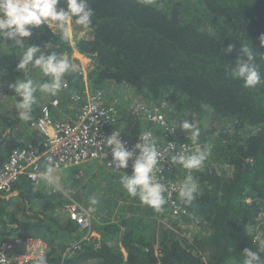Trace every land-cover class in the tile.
Wrapping results in <instances>:
<instances>
[{"label":"trees","instance_id":"obj_1","mask_svg":"<svg viewBox=\"0 0 264 264\" xmlns=\"http://www.w3.org/2000/svg\"><path fill=\"white\" fill-rule=\"evenodd\" d=\"M88 3L94 10L90 39L71 43L42 25L32 29L26 45L66 53L70 59L75 49L93 56L89 79L96 89L114 94L111 87L129 86L147 103L169 100V118L194 123L200 129L198 140L211 149L202 166L190 173L198 193L191 202L179 199L186 214L174 218L166 209L157 213L138 197L124 194L119 185L122 193L112 207L102 198L95 206L99 239L83 240L86 233L63 213V193L51 191L47 183L35 188L22 177L12 187L16 196L1 202L2 237L44 238L50 245L48 264H243L245 248L257 251L262 246L249 228L264 210V84L245 88L229 69L247 46L264 76V0ZM59 7L66 8V0ZM216 23L226 39L207 29ZM47 44L51 47L45 48ZM229 44L234 49L226 55ZM24 51L0 37V162L36 140L31 124L39 119L42 104L55 97L38 90L32 120L18 118L20 97L9 84L25 77L37 83L49 79L38 68L17 70ZM63 79L71 81L72 90H83L75 71ZM180 171L169 178L181 181L189 175ZM120 175L116 178L121 181ZM77 199L91 206L87 198ZM105 211L114 219L101 217ZM77 241L79 248L65 255ZM260 255L264 262V252Z\"/></svg>","mask_w":264,"mask_h":264},{"label":"built area","instance_id":"obj_2","mask_svg":"<svg viewBox=\"0 0 264 264\" xmlns=\"http://www.w3.org/2000/svg\"><path fill=\"white\" fill-rule=\"evenodd\" d=\"M70 25L79 27L80 40H88L93 35L92 29H84L76 25L74 21ZM48 26L54 33L62 34L55 31V26ZM68 37L71 43H74L75 39L72 35ZM71 61L77 65L75 73L81 78L83 90H72L71 81L65 80V87L58 92L63 93V98H59L57 93L55 97L45 101L41 106L39 119L31 124L36 140L15 148L6 161L0 162V206L3 200L16 196V193L12 192V187L22 177H26L35 187L47 183L51 191L65 193L63 181L57 178L56 173L62 174L65 171L75 170L76 177L80 179L84 176V170L89 164L100 162L107 170L117 174H132L133 160L129 161L126 169H116L113 164H110L112 155L106 140L118 130L121 132L120 139L129 150L140 141V136L151 134L149 139L156 144L161 153L153 175L166 189L164 193L166 203L162 206V210L155 211L162 213L166 209L173 214L174 218L185 215L186 211L179 203L180 179L178 177L176 180L170 179L169 175L181 174L180 170L190 174L193 170L184 169L179 165L173 166L170 163V156L182 151L191 154L195 147L203 148L204 144L199 140L194 144L189 133L181 130L180 124L169 118L167 112L170 107L169 100L160 105L147 103L129 86L125 87L133 99L129 105V111L134 106L135 108L131 119L133 126L130 130H126L121 126V101L116 93L107 94L105 90L92 86L89 73L94 68L93 56L81 54L75 49L71 55ZM65 106L73 109V113L69 117L59 118L58 114ZM138 123L149 124L150 127L141 132H133L134 126ZM170 143L175 144V147L173 148ZM50 164L55 168L52 179L59 181L62 191H54L52 185L45 179L44 174ZM87 209L75 197H67L63 213L86 233L83 240H97L100 236L94 226L96 216L93 212L89 213ZM249 229L254 239L260 245H264V210ZM80 242L72 244L65 255H70L79 248ZM49 250L48 242L39 236L3 238L0 223V264H33L36 255L41 252L47 254Z\"/></svg>","mask_w":264,"mask_h":264},{"label":"clouds","instance_id":"obj_3","mask_svg":"<svg viewBox=\"0 0 264 264\" xmlns=\"http://www.w3.org/2000/svg\"><path fill=\"white\" fill-rule=\"evenodd\" d=\"M60 0H0V37L7 38L15 47L24 48L25 51L20 57L17 70L39 69L49 79L45 82L37 83L33 79L25 77L17 79L9 84V88L14 90L20 99L16 103L18 118L22 121L32 120L33 105L36 103L35 93L39 90L51 96H56L65 87L63 79L66 73L76 71L74 64L66 53L55 51L47 53L41 50L38 45L27 46L25 38H30L33 28L42 25H55L61 32L69 35V25L73 22L76 25L88 29L92 25L94 10L89 6L88 0H66V8L59 7ZM264 44V36L261 37ZM51 47V44L44 46ZM234 49L233 44H229L225 54H230ZM264 57V55H261ZM233 79L243 82L245 88H254L264 84V76L261 75L260 65L256 62L253 50L247 46L241 47V55L229 69ZM206 104H201V108H207ZM179 128L189 133L191 141L195 144L200 135V129L194 123L185 119L181 121ZM175 130V129H172ZM151 134L140 136V141L129 150L126 144L120 139L121 132L116 130L108 136L106 143L110 146L113 164L116 169H126L129 161L133 160L132 174H124L121 177V184L127 193L132 197H138L140 202L154 210H162L166 203L164 193L165 186L160 183L155 175L160 151L156 144L149 139ZM173 148L175 144L170 143ZM182 147H186L182 145ZM210 147H195L191 154L186 152H176L170 156V163L173 166H182L187 170L199 169L210 154ZM138 153V154H137ZM55 168L50 164L45 179L52 185L54 191H62V186L58 180L52 179ZM198 182L191 174L187 175L178 185L179 197L191 202L198 193ZM99 203L93 196L89 198L91 205L87 211L95 212V206ZM264 252V245L257 251L251 248L243 250V264H264L261 261L260 253ZM33 264H48L46 254L41 252L35 256Z\"/></svg>","mask_w":264,"mask_h":264},{"label":"crops","instance_id":"obj_4","mask_svg":"<svg viewBox=\"0 0 264 264\" xmlns=\"http://www.w3.org/2000/svg\"><path fill=\"white\" fill-rule=\"evenodd\" d=\"M61 111L62 113L58 114L59 118L69 117L73 113V109L66 106ZM120 114L125 115L122 109H120ZM140 125L142 124L141 123L136 124L133 128V132L136 133L141 132L137 129ZM121 126L126 127V125H122V123ZM89 168L90 169L93 168L94 170L92 172H89L87 171V169ZM117 175L121 176L120 174L107 170L100 162L89 164L86 170H84V176L79 180L76 179L77 175L74 174L73 170L62 172V174L56 173L57 178L59 177L60 181H63V186H64L63 189L65 188L64 189L65 193L64 192L62 193L64 198L67 197L77 198V196L79 195L82 200L85 198L89 200L90 197L95 196L98 200L102 198V200H104V205L106 207L110 204L111 198L113 197L108 193V191H110L111 189H116L119 185L120 186L122 185L120 183L121 182L120 178H116ZM93 182L99 184V188L96 191L93 190ZM118 188L120 189L121 192V188L120 187ZM117 198L118 196H115L113 201L114 200L116 201ZM80 203L83 204V202Z\"/></svg>","mask_w":264,"mask_h":264},{"label":"rangeland","instance_id":"obj_5","mask_svg":"<svg viewBox=\"0 0 264 264\" xmlns=\"http://www.w3.org/2000/svg\"><path fill=\"white\" fill-rule=\"evenodd\" d=\"M218 24L216 23L215 24V26L214 25H209L208 27H207V29L209 30V31H211V32H213V33H218L219 35H220V37H222V38H224V39H226V37L224 36V35H222L220 32H219V30H218V26H217ZM53 26H55L54 24H53ZM55 29V31L56 32H60V33H62L61 32V30L60 29H58L57 27L56 28H54ZM78 32H79V27L78 26H74V25H69V35H67V36H65L63 33V35L65 36V37H67L68 39H69V37L68 36H71L72 35V37L76 40L77 38H78V36H79V34H78ZM76 34V35H75ZM235 42V41H234ZM111 89L113 90V92L114 93H116V95H117V97L120 99V104H121V109L123 110V112H124V114L125 115H122V125H126V127H124L126 130H130V128L133 126V124H132V113H133V110H134V108H135V106L131 109V111H129V105H130V103L132 102V100L133 99H131V93L128 91V89H126V88H124V87H117V86H113V87H111ZM110 90V89H109ZM105 92L108 94L110 91H108V90H105ZM62 95H63V93H62ZM58 96H59V98H61V93H58ZM60 113H62V111L60 112ZM127 123V124H126ZM150 127V125L149 124H142V125H140L137 129L139 130V131H142V130H146V129H148ZM228 167L229 166H227L224 170H225V172H227L228 170ZM97 169V168H96ZM94 169L92 168V169H87V171H89V172H92ZM102 170V169H101ZM227 174H228V172H227ZM99 188V184L98 183H96V182H93V190L94 191H96L97 189ZM123 192H124V194H127V191L123 188ZM108 193L111 195V196H113L112 198H111V201H110V204H109V206H107L108 208H110V207H112L113 205H112V203L113 202H115V200L113 201V199H114V197L115 196H118L119 197V194L120 193H122V191L120 192V189L119 188H116V189H113V190H110V191H108ZM74 198V197H73ZM76 198V197H75ZM77 199V198H76ZM78 200V199H77ZM117 200H118V198H117ZM116 200V201H117ZM79 201V200H78ZM108 211V210H107ZM109 213V212H108ZM101 217H104V218H106V217H108V218H110V219H114V217H113V215H112V217H110V216H108L107 215V213L106 212H104L103 214H102V216ZM111 221H115V220H111ZM184 226V225H183ZM182 226V227H183Z\"/></svg>","mask_w":264,"mask_h":264}]
</instances>
